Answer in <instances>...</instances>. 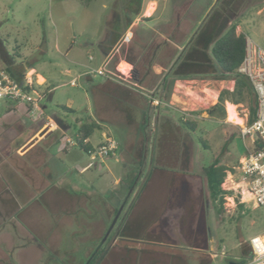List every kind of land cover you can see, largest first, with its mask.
<instances>
[{
    "label": "rangeland",
    "instance_id": "obj_1",
    "mask_svg": "<svg viewBox=\"0 0 264 264\" xmlns=\"http://www.w3.org/2000/svg\"><path fill=\"white\" fill-rule=\"evenodd\" d=\"M128 1L0 0V68L4 70L13 57L24 76H29L30 66L45 78L38 90L44 92L49 87L52 97L47 98V91L40 102L45 106L41 117H54L68 125L67 137L74 138L79 122L94 121V99L80 79L76 87L69 84L66 69L87 71L99 82L104 79L96 73L99 67L107 73L114 67L119 71L123 64L125 71L130 69L125 81H136L158 102L149 107L138 103V111L130 103L111 102L104 113L106 121L89 138V145L95 148L112 139L119 152L102 158L78 150L77 170L64 167L65 173L59 176L63 182L58 183V189L71 195L64 201L53 199L47 204L25 190L26 185L21 186L24 197L16 200L17 174L13 166L11 171L1 170L8 182L0 183V225L8 228L0 230V245L4 250L19 247V263L13 259L14 264H83L105 237L101 231L110 221L103 226L96 207L101 200L105 207L110 206L112 197L114 202L118 197L120 205L130 194L132 188L128 191L124 183L131 178L117 186L113 183L134 167L131 174L136 176L134 185L138 183L126 210L140 193L145 197L130 219L134 226L115 239L100 264L245 263L250 239L264 234V205L254 207L245 202L238 167L249 142L241 139L240 125L225 122L228 104L225 116L209 117L206 112L222 90L234 87L231 78L213 73L210 49L232 25L237 34L264 49V0H142L126 26L123 16ZM148 1L156 2L157 8L145 15ZM117 19H121L120 25ZM114 36L117 40L112 44ZM101 51L109 55L105 64ZM107 76L122 81L115 73ZM252 102L253 96L251 100L245 95L241 104L234 105L242 121L249 116ZM25 111L24 105L0 100V150L13 144L15 133L19 132L17 140H21L35 131L16 147L15 155L21 156L25 146H32L46 134L42 127L38 129V121L24 118ZM180 118L182 122L194 120L196 131L185 129ZM125 125L128 128L123 132ZM63 145L54 143L51 153ZM140 155L143 160L137 167ZM214 159L228 169L221 187L232 193L224 197L222 217L208 198L202 170ZM80 168L84 170L80 172ZM152 168L163 171L153 170L147 189L141 191ZM29 176L38 179L32 173ZM66 182L86 189V196L79 198V189L71 193L64 186ZM31 188L41 189L38 184ZM96 193H101V200H96ZM238 204L243 207L238 208ZM126 213L118 217L117 212L105 233L116 232ZM11 226L15 227L13 232Z\"/></svg>",
    "mask_w": 264,
    "mask_h": 264
},
{
    "label": "crops",
    "instance_id": "obj_2",
    "mask_svg": "<svg viewBox=\"0 0 264 264\" xmlns=\"http://www.w3.org/2000/svg\"><path fill=\"white\" fill-rule=\"evenodd\" d=\"M147 3H148V6H147L144 13H145V15H150L152 13L153 9L155 7L157 8V4H156V2H153V1H148ZM149 9H150V12H149ZM116 40H117V36H114L112 41H111L112 44L115 43ZM110 47H111V44L107 45L106 46L107 50H109ZM102 53H103V61L105 64L106 58H108L109 55H108V53L107 54H104V52H102ZM98 69H102V68L99 67ZM118 70L119 71H117L116 67H114L110 71H108L107 73L105 72V73L107 75L108 74L113 75L115 73L116 75H118L117 76L118 79L126 82L125 78H127L126 76H128V74L130 73V71H129L130 69L128 70V72L125 71L124 65L121 64L119 66ZM153 72H157L156 69H155V71L153 70ZM28 73H29V76H23V77H28L32 81L37 82V84L39 82L38 79H42V82H39L38 85L43 86L45 84V78L43 76L37 74L33 68H30V66H29V72ZM64 75L69 78V84L73 81L75 82L76 85L74 87L77 86V82L79 79L83 83H85L89 86L90 92H91L92 97L94 99V110H93V115H94L93 118L94 119L93 120L95 122H97L99 125H100V123H103L106 121V117H105L104 113H106V111L108 113V111H109L108 108H110L112 101H117V102L119 101L125 105L126 104L128 105L130 103L129 105H134L132 107H134L136 109V111H138L137 108H138L139 104H146L149 107V105L154 104V101H156L155 98H152L151 94L148 95V93H150V92L146 91L143 88H139L136 81H135V83L126 82V83H128V85H126L122 81H119L115 78H111L107 75H104V76H102L104 78L102 81L95 82L93 80V78L91 77V75L87 71H77L76 72V71H73L71 69L64 70ZM46 89H47L46 92L48 91V93H49V96L47 98L50 100L52 97V94L50 92L51 89L49 87H47ZM103 95H107L108 98H105ZM217 98H218V96H217ZM225 104H231V103L226 101ZM225 104H224V106H225ZM231 105H233V104H231ZM106 108H107V110H105ZM68 109H70V108H68ZM14 110H15V108H14ZM44 110H45V106L41 105V113L42 114H43ZM142 115H143V113H142ZM24 118H26L27 120L29 119L27 117L26 111H25ZM41 118L37 122L38 129L43 128L44 133H46V134L44 135V137L39 142L32 144V146H30V147L25 146V148H23V153L21 156H19V185H33L34 182H37V184L40 187H42L43 190L35 191V193L37 192L40 199H43L45 201H51V200L55 199L58 195L61 194L60 190L57 188V185L59 182H63V181H60V177L65 173L64 169L66 168L68 170H70V169L77 170L76 167L79 166L78 163L80 164V162H79L80 161L79 160L80 154L77 153V152H79L78 151L79 149H77L76 147H69V146L68 147L67 146L66 147L65 146L64 147H58V150H56V153L52 154L53 153V152L51 153L52 146L54 143H57L56 140H58L59 137L63 136L64 140L66 138H69V137H67V134L70 132V127L68 125L64 124L63 122L57 120L54 117H44L42 119ZM30 122L33 123V121H31V120H30ZM128 122H129V120H127L126 123H128ZM225 122H228V121H225ZM130 123L131 122H129V125H130ZM79 124H80V122L78 123V125ZM225 124H229V123H225ZM127 126L128 125L123 126L124 127L123 132H125V130L128 128ZM34 133H35V131L31 135L27 136L26 138H21V140H19V146H21V144L25 143V141H27L31 136H33ZM88 143H89V139H88ZM99 143H100V141L96 145H98ZM44 146H45L44 150L39 149V148L44 147ZM91 148L94 149L93 146H91ZM119 148L120 147H118L117 150L115 151V155L119 152ZM37 153L43 154V156L45 157V158H43V161L42 160L39 161V158L36 155ZM89 157H90V155H89ZM118 159L120 161H124V159L121 157V155L118 156ZM137 159H138L137 160L138 162L136 163V165H137V167H139V166L141 167V164H142L141 161L143 160V156L140 155V157ZM134 166H135V164H134ZM124 168L125 167H123V169ZM111 169L112 168H110V170ZM135 169L136 168H134V167H133V169H130V171L127 169L128 174L122 175V177H120L119 179H116L113 183L114 186H117L122 182V180H125V179L127 180L129 177L131 178L128 183H124L125 187L132 188V189H131L129 196L127 197V199L125 201L124 206L119 211V216H121L122 214H124L127 211V214H126L127 220L122 225H120V227H119L120 231L122 229H125V230L128 228L130 229L134 226L130 219L134 217L136 210L139 209V207H140L139 201L141 200V197L142 198L145 197V195L142 196L143 194L140 193L139 196L133 202V204L129 207V209L126 210V206L129 203V200H130V197L133 193V190L135 189V186L138 183V182H136V184L134 185V181L136 179V176L131 174L133 171H135ZM83 170H84V168L79 169L80 172H82ZM155 170L163 171L162 168H157V169L154 168V171ZM154 171H151V173L148 176L147 181L143 185V188L141 191H143L144 188L147 189L148 182L150 179H152V176L154 175V173H153ZM29 173H30V175L32 173L38 179L37 180H33V179L31 180ZM141 175H142V172H140L139 179H140ZM57 176L58 177L60 176L59 179H57L58 178ZM24 179L26 181H24ZM20 180H22V181H20ZM65 184H70L72 186V188H71L72 190H74V188L77 187L76 183H74V182H71V183L66 182ZM78 189H81V188H78ZM81 191H82L81 195L86 196L87 190L81 189ZM96 194H97L96 200H98V201L101 200L102 199L100 196L101 193H96ZM245 197L247 198L246 194H245ZM110 201H111L110 206L105 207V203L101 200L100 204L98 202L99 207L98 208L96 207V212H97L96 216L104 219L103 220V226H104V224H106L105 219L112 217L114 211L119 206L118 205V203H119L118 197L115 200V202L117 204H115L113 197L111 198ZM165 201L168 202L167 200H165ZM98 204H96V206ZM104 228L105 227H103V230L101 231V233H103Z\"/></svg>",
    "mask_w": 264,
    "mask_h": 264
},
{
    "label": "built area",
    "instance_id": "obj_3",
    "mask_svg": "<svg viewBox=\"0 0 264 264\" xmlns=\"http://www.w3.org/2000/svg\"><path fill=\"white\" fill-rule=\"evenodd\" d=\"M130 37L126 36L125 41ZM100 76L105 72L101 69L96 70ZM237 73L246 77L250 84L253 95V120L249 122V116L243 121L240 128V137L243 142L248 141V149H253L260 145L257 151L246 153L240 160L238 167V177L240 184L244 186V194L247 195L245 202H252L254 207L264 205V49L245 37V51L242 62ZM75 86V82L70 83ZM37 82L28 77L21 80L11 77L5 70L0 68V100L9 102L13 105H24L27 117L35 122L41 117L40 102L46 98L47 92H40ZM157 105L158 102L154 101ZM65 144L75 147L76 142L73 138H66ZM117 150V143L108 139L99 144L88 155H98L108 157ZM250 254L245 263L241 264H264V234L250 239Z\"/></svg>",
    "mask_w": 264,
    "mask_h": 264
},
{
    "label": "trees",
    "instance_id": "obj_4",
    "mask_svg": "<svg viewBox=\"0 0 264 264\" xmlns=\"http://www.w3.org/2000/svg\"><path fill=\"white\" fill-rule=\"evenodd\" d=\"M138 4H141V0H139ZM129 22L126 23V26L129 25ZM244 51L245 36L241 33H236L235 25L230 26L212 42L210 53L214 62L213 73L219 78H231L234 81V87L232 91L222 90L219 93L217 102L206 111L209 117H215L219 113L225 116L224 104L226 101L233 105H238L243 102L245 95L250 96L252 100L253 95L248 80L246 77L237 73V69L244 57ZM17 58H20L19 55H17ZM10 60V63L5 64L4 70L11 77L21 80L24 75L19 69V64H17L13 57ZM63 109L65 111H71L67 107H63ZM253 116L254 109L252 102L249 111V122L253 120ZM180 122H182V118H180ZM182 125L190 132H195L197 129L196 123L192 119H186L182 122ZM97 128H99V124L95 121L80 123L73 138L76 142L75 147L84 153L92 151L93 148L89 145L88 139ZM202 145L204 149H207L205 142H202ZM259 149L260 145H256L252 150L247 149L246 153ZM202 170L205 177L208 198L216 214L222 217L224 214V197L232 194L230 191H225L221 187L228 169L220 164L217 159H214L204 166ZM237 206L238 208H242L243 204H238ZM89 264H92V262Z\"/></svg>",
    "mask_w": 264,
    "mask_h": 264
},
{
    "label": "flooded vegetation",
    "instance_id": "obj_5",
    "mask_svg": "<svg viewBox=\"0 0 264 264\" xmlns=\"http://www.w3.org/2000/svg\"><path fill=\"white\" fill-rule=\"evenodd\" d=\"M142 1V0H141ZM138 2H139V0H129L128 1V3H127V6L125 7V10H126V12H125V14H124V16H123V21H124V23L126 24L127 22H132L133 21V16H135V14L138 12V8H140V4H138ZM132 15V16H131ZM121 19H117V25H120L118 22L120 21ZM130 22H129V24H130ZM29 120V119H28ZM30 121V120H29ZM18 136H19V132H17V133H15V136L13 137V144H11L10 143V146H9V148L8 149H4V150H0V152L2 153V157H0V183H2V182H8V181H6L5 180V178H4V176H1L2 174V172H1V170H10L11 171V166H13L12 167V170H14L15 171V173L17 174V180H19V155H15V151H17V150H15L16 149V147L19 145V140H17V138H18ZM57 141V143L56 144H59V143H65V140H64V137L62 136V137H59L58 138V140H56ZM66 147L67 145L65 144V145H63V147ZM118 148V147H117ZM40 150H44L45 149V146L44 147H41V148H39ZM1 153H0V155H1ZM37 155V157L39 158V161H43V158H45L44 156H43V154L42 153H37L36 154ZM154 170V168H152V170L151 171H153ZM6 172H9V171H6ZM147 181V180H146ZM145 181V182H146ZM17 182V181H16ZM18 183H19V181H18ZM11 184V183H10ZM16 184V183H15ZM37 184V182H34V184L33 185H36ZM59 185V184H58ZM57 185V186H58ZM22 185H19V188H17L16 190V192H15V195L17 196V198H15L16 200H18V197L20 196L21 198L22 197H24V196H22L23 195V193H21V191H22V188L23 187H21ZM64 186L66 187V189H68L71 193L73 192V191H75V190H77L78 188L76 187V188H74V190H72L71 188H72V186L70 185V184H64ZM24 187H25V185H24ZM57 188H59V187H57ZM25 190H29L30 191V193H32L33 195H34V197H36L37 199L39 198V195L37 194V192L35 193V190L33 189V188H31V185H26V187L24 188ZM131 188H128V191L130 190ZM39 190H43V188L41 187V189H39ZM39 190H37V191H39ZM60 190V192H61V194L60 195H58L56 198H55V202H58V201H60V200H62V201H64V200H66L67 198V196H70L71 197V195H69L68 194V192L67 191H65V190H62V189H59ZM9 192H11L12 193V191L10 190ZM79 192H80V195H79V198L82 196L81 195V193H82V191H81V189H79ZM130 192H131V190H130ZM11 196H13V194H11ZM107 196V195H106ZM129 196V195H128ZM127 196V197H128ZM14 197V196H13ZM127 197H126V195L123 197V199H122V201H121V203H120V205L116 208V210L114 211V213H113V216L112 217H110V218H108V219H110V221H109V223L111 222V220H112V218L116 215V213L118 212V217H119V211H120V209L124 206V204H125V201H126V199H127ZM39 200H41L40 198H39ZM43 201H45V200H43ZM47 204H50L51 202L50 201H45ZM59 203V202H58ZM89 205V204H88ZM87 205V206H88ZM126 208H127V206H126ZM127 214V213H126ZM118 217H117V219H118ZM126 217V216H125ZM108 219H105V221H106V223H107V221H108ZM104 220V219H103ZM127 220V219H126ZM125 220V221H126ZM125 221H122V223L120 224V225H122ZM109 223L106 225V227L104 228V231H103V233L104 234H106L105 232H106V229H107V227H108V225H109ZM1 224V223H0ZM118 225V224H117ZM116 225V226H117ZM116 226H113V227H116ZM18 227V226H17ZM5 228H8L7 226L5 227ZM5 228H2L1 227V225H0V230H2V229H5ZM14 228L15 227H13V226H11V229H12V232L14 231ZM18 229V228H17ZM17 229H15V230H17ZM127 230V229H126ZM126 230L125 229H122L121 231L118 229L116 232L115 231H113L112 232V230L110 231V232H108V235H107V237H106V239H105V241L100 245V240H99V242L97 243V245H96V249H95V252L92 254V252L90 253V254H92L88 259L86 258L85 260H84V262H83V264H89L90 262H92V264H95L98 260H99V258H100V261H98V264H100V262L102 261V259H103V257H104V255L107 253V251L109 250V248H110V246L112 245V243L115 241V239H117L119 236H121L122 237V235L124 234V232H126ZM18 231V230H17ZM102 233V234H103ZM111 233H113L114 235H112V237L110 236L109 237V235L111 234ZM2 234V232H0V235ZM103 236V235H102ZM105 243H106V245H105ZM19 244V243H18ZM93 249V250H94ZM106 250V251H105ZM18 251H19V247L18 248H14V250H12L11 248H9V249H3L2 248V245H0V264H14L13 263V259L15 260H17V262L19 263V260H18ZM105 251V252H104ZM2 255V256H1ZM4 261V262H3ZM89 261V262H88ZM88 262V263H87Z\"/></svg>",
    "mask_w": 264,
    "mask_h": 264
},
{
    "label": "bare ground",
    "instance_id": "obj_6",
    "mask_svg": "<svg viewBox=\"0 0 264 264\" xmlns=\"http://www.w3.org/2000/svg\"><path fill=\"white\" fill-rule=\"evenodd\" d=\"M149 12H150V9H149ZM39 82H42V79H39ZM207 93V92H206ZM206 97V96H205ZM213 101V99H211ZM201 101H203L201 99ZM205 102V100H204ZM196 103V102H195ZM209 104V103H208ZM207 104V105H208ZM203 105V104H202ZM201 105V106H202ZM200 106V107H201ZM226 112H227V121L230 122V123H234V124H237V125H240L242 126V123L243 121L241 120V118L238 117L237 113H236V106L234 105H231V104H228L226 106ZM230 178V177H229Z\"/></svg>",
    "mask_w": 264,
    "mask_h": 264
},
{
    "label": "water",
    "instance_id": "obj_7",
    "mask_svg": "<svg viewBox=\"0 0 264 264\" xmlns=\"http://www.w3.org/2000/svg\"><path fill=\"white\" fill-rule=\"evenodd\" d=\"M107 235H108V232L106 233L105 237H104L103 240L101 241L100 245L105 241ZM88 262H89V261H88ZM88 262H87V263H88Z\"/></svg>",
    "mask_w": 264,
    "mask_h": 264
}]
</instances>
